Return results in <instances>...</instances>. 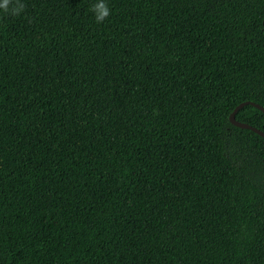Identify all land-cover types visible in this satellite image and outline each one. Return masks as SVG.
Instances as JSON below:
<instances>
[{"label":"trees","instance_id":"1","mask_svg":"<svg viewBox=\"0 0 264 264\" xmlns=\"http://www.w3.org/2000/svg\"><path fill=\"white\" fill-rule=\"evenodd\" d=\"M21 2L0 264H264V136L230 121L264 106V0H107L100 24L95 0Z\"/></svg>","mask_w":264,"mask_h":264},{"label":"clouds","instance_id":"2","mask_svg":"<svg viewBox=\"0 0 264 264\" xmlns=\"http://www.w3.org/2000/svg\"><path fill=\"white\" fill-rule=\"evenodd\" d=\"M13 4L14 6L11 8L12 14L19 15L25 7L21 0H2V3H0V10L7 13L10 10L9 6ZM89 11L93 13L95 22L98 24L103 23L104 20L111 15V9L107 4V0H95V2L90 5Z\"/></svg>","mask_w":264,"mask_h":264},{"label":"water","instance_id":"3","mask_svg":"<svg viewBox=\"0 0 264 264\" xmlns=\"http://www.w3.org/2000/svg\"><path fill=\"white\" fill-rule=\"evenodd\" d=\"M246 104H252L256 107H258L259 109L263 110L264 111V106L259 104V103H256L254 101H244V102H241L239 105H237L235 107V109L232 111V113L230 114V121L236 125V126H239V127H242V128H249V129H252L254 131H256L257 133L261 134L262 136H264V131L249 124V123H246V122H243V121H240L236 118V114L238 112L239 109H241L243 106H245Z\"/></svg>","mask_w":264,"mask_h":264}]
</instances>
